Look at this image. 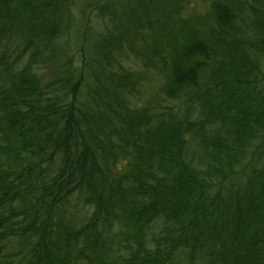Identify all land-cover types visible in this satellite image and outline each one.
Segmentation results:
<instances>
[{
  "label": "trees",
  "instance_id": "1",
  "mask_svg": "<svg viewBox=\"0 0 264 264\" xmlns=\"http://www.w3.org/2000/svg\"><path fill=\"white\" fill-rule=\"evenodd\" d=\"M136 1L150 17L77 64L51 56L76 0H0V47L23 45L0 54V264L26 237L31 264H264V0H207L191 20ZM143 25L167 39L141 56L163 75L141 102L148 76L125 59ZM77 193L88 220H55Z\"/></svg>",
  "mask_w": 264,
  "mask_h": 264
},
{
  "label": "rangeland",
  "instance_id": "2",
  "mask_svg": "<svg viewBox=\"0 0 264 264\" xmlns=\"http://www.w3.org/2000/svg\"><path fill=\"white\" fill-rule=\"evenodd\" d=\"M136 1V0H135ZM146 7L149 6L152 8L153 16H160V13L156 11L151 6L150 0H146ZM160 3V0H152ZM105 1L101 0H76L73 6V23L68 31V33L59 38L56 42L55 54L51 56L54 57H64L71 58L76 60L77 64H80L83 60H90L92 58L90 47L93 48V44L99 41L103 34L108 33V31L120 32L127 29V27H133L136 17H140L141 21L146 20L145 16L150 17V14L145 13L137 4L134 5L136 9V14L139 16L132 17L131 8L127 6L126 0H119L115 7H112L109 11L103 9ZM137 2V1H136ZM180 5V15L182 18L191 20L199 15H205L209 13V3L207 0H179ZM166 4V3H165ZM147 7V8H149ZM103 9V10H102ZM146 10V9H144ZM173 10V9H172ZM171 10V11H172ZM112 14L113 17L108 13ZM169 17H173L170 14V11H167ZM162 16L158 17L161 18ZM175 17V16H174ZM153 18V17H152ZM155 18V17H154ZM167 21L166 15L163 17ZM170 24L173 23L170 21ZM207 25V23H206ZM203 30L206 29V26H201ZM201 29V30H202ZM135 33L132 34L133 46L136 52H133L131 58H128V61L125 59V63L131 64L137 69H144L148 80L146 82L140 83V95L138 100L141 102L146 101L147 98L152 97L157 91H159L160 86L163 82V75L159 69H154L144 66L143 61H141L142 54H148L151 58L155 59L152 53V48L154 46H164L166 37L165 29L161 30H151L147 25L138 26V29L135 27ZM13 34V33H12ZM10 35L9 41L4 48L0 47V54L5 52L9 60H14L16 57L20 56L23 45L18 42L19 37L17 35ZM83 50V51H82ZM147 50V52H146ZM52 50H47L44 53L46 55L52 53ZM28 53L23 55L19 61L26 63L28 59ZM83 55V56H82ZM127 61V62H126ZM1 62V59H0ZM152 64L156 63L155 61H150ZM50 69L43 65L42 71L47 74ZM146 76V75H144ZM135 105L137 101L135 100ZM165 105V104H164ZM191 148L198 150L197 145L191 143ZM93 212L91 204H88L85 200V197L79 193L75 194L70 202L63 206V209L59 214H55V220L61 217L62 221L74 222L76 225L82 224L88 220L90 215ZM43 216L42 218H45ZM22 220V216L20 218ZM160 230V222H156L152 225L150 232L152 234L157 233ZM36 240V239H35ZM34 238H21L13 242L11 245L3 247L4 251L1 254H4L8 260L11 261V264H31L32 260V246L35 242Z\"/></svg>",
  "mask_w": 264,
  "mask_h": 264
}]
</instances>
